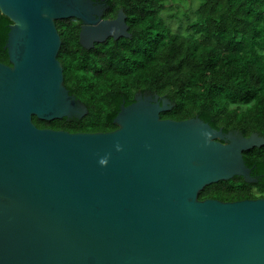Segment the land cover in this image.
<instances>
[{
	"label": "water",
	"instance_id": "obj_1",
	"mask_svg": "<svg viewBox=\"0 0 264 264\" xmlns=\"http://www.w3.org/2000/svg\"><path fill=\"white\" fill-rule=\"evenodd\" d=\"M101 0H0L12 20L0 60V264H264V197L200 198L212 182L258 181L244 151L264 135L225 133L142 91L105 131L40 127L82 117L65 84L56 20H82L91 48L131 36Z\"/></svg>",
	"mask_w": 264,
	"mask_h": 264
},
{
	"label": "trees",
	"instance_id": "obj_2",
	"mask_svg": "<svg viewBox=\"0 0 264 264\" xmlns=\"http://www.w3.org/2000/svg\"><path fill=\"white\" fill-rule=\"evenodd\" d=\"M104 16L127 13L131 36H110L87 48L80 42L81 19L56 20L63 42L58 57L65 84L83 101L82 117L43 119L40 127L105 131L121 104L142 91L168 97L162 117L199 115L215 128L264 135V0H101ZM170 9V10H168ZM169 13L168 16L165 11ZM175 28L169 18L182 20ZM12 20L0 9V60L10 63L5 44ZM182 24V25H181ZM259 181L234 175L207 184L200 198L236 200L264 196V144L244 151Z\"/></svg>",
	"mask_w": 264,
	"mask_h": 264
},
{
	"label": "rangeland",
	"instance_id": "obj_3",
	"mask_svg": "<svg viewBox=\"0 0 264 264\" xmlns=\"http://www.w3.org/2000/svg\"><path fill=\"white\" fill-rule=\"evenodd\" d=\"M189 1H191V0H186V1H182L181 2V4H180V9H184V10H186V11H190V8H191V6H187L186 5V2H189ZM192 1H194V0H192ZM168 10H170V9H168ZM165 14L168 16V12H167V10L165 11ZM169 20H170V22L172 23V25L175 27V28H178V24L181 22H183V25H182V28H184V26H185V24H186V16L185 15H183L182 16V20L180 21V20H178L177 18H169Z\"/></svg>",
	"mask_w": 264,
	"mask_h": 264
},
{
	"label": "flooded vegetation",
	"instance_id": "obj_4",
	"mask_svg": "<svg viewBox=\"0 0 264 264\" xmlns=\"http://www.w3.org/2000/svg\"><path fill=\"white\" fill-rule=\"evenodd\" d=\"M100 3H101L102 5H104L105 7H107L105 2L100 1ZM103 17L106 18V17H108V16H104V15H103ZM81 23H82V20H81ZM10 63H11V62H10ZM68 88H69V87H68ZM69 90H70V88H69ZM146 93H147V94H149V93L152 94V92H146ZM72 94H73V93H72ZM223 130H224V129H223ZM234 130H239V129H227V130H224V132L227 133V132L234 131ZM239 131H241V130H239ZM241 132H243V131H241ZM243 134H244V132H243ZM246 136H248V135H246ZM251 168H252V167H251ZM253 170H254V169L252 168V174H253ZM253 175H254V174H253ZM254 176H256V175H254ZM257 177H258V176H257ZM259 180H260V178H259ZM259 180H258V181H259ZM260 197H264V196H260ZM250 198H252V197H250ZM254 198H256V197H254Z\"/></svg>",
	"mask_w": 264,
	"mask_h": 264
}]
</instances>
